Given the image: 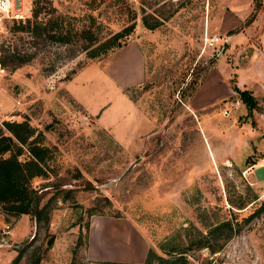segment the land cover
<instances>
[{"label": "rangeland", "instance_id": "1", "mask_svg": "<svg viewBox=\"0 0 264 264\" xmlns=\"http://www.w3.org/2000/svg\"><path fill=\"white\" fill-rule=\"evenodd\" d=\"M39 2V18L58 14L76 26L89 25L101 38L132 21L134 26L121 45L89 57L73 44L16 28L32 18V0H17L23 17L0 19V120L26 117L41 131L51 150L49 172L32 183L47 187L43 199L58 196L47 249L43 228L28 213L9 217L10 232L1 230L6 221H0V264H8L27 240L16 264H28L35 255L38 264H66L78 232L84 239L89 205L93 214L125 217L132 232L118 243L99 246L95 240L99 253H92L115 263L94 264H145L148 248L166 255L165 246H185L197 230L221 218L237 221L239 229L214 252L191 245L184 251L186 264H264V210L243 220L264 197V93L253 95L255 105L247 108L229 87L250 44L231 37L223 44L206 41L214 32L227 37L243 29L249 12L226 29L218 24L245 13V2ZM142 15L158 23L146 26ZM243 31L246 38L249 31ZM14 52L30 55L16 63L8 59ZM211 69L213 77L204 80ZM139 71L141 78L132 81ZM67 186L71 195L61 199L60 188ZM140 242L147 245L144 256ZM83 249L77 254L85 256Z\"/></svg>", "mask_w": 264, "mask_h": 264}, {"label": "trees", "instance_id": "2", "mask_svg": "<svg viewBox=\"0 0 264 264\" xmlns=\"http://www.w3.org/2000/svg\"><path fill=\"white\" fill-rule=\"evenodd\" d=\"M252 1V8L244 22H248L254 16L256 9L263 3V0ZM42 6L43 4L39 0H32V18H26L25 21L17 24L16 28L28 30L31 36L41 35L49 40L73 44L76 49L83 50L85 55L89 57L98 56L110 48L121 45L125 41L124 37L134 26L132 21L101 38L94 33L95 31L89 25L76 26L68 20L64 21L63 17L58 14L52 13L44 19L39 18L37 15ZM142 21L149 27L158 23L157 18L149 22L144 15H142ZM234 29L235 27L229 28L228 32ZM29 55L14 52L10 53L8 59L19 63ZM68 74L65 73L64 76L69 77ZM190 82H193V80H190ZM231 88L236 90L247 108L255 105V98L248 88L239 87L236 83H232ZM50 151V147L42 142L41 131L36 130L35 126L26 117L21 119L3 118L0 120V213L5 221L10 216L15 218L22 212L28 213L34 224L43 228L45 249L51 245L53 239V233L48 230V221L50 210L53 207L52 200L58 196L50 193L43 199L47 187L45 185L36 187L32 183V179L48 176ZM253 161L255 160L252 159L251 162ZM60 190H64V192L59 197L65 199L69 197L68 195H71L69 191L72 190V187H61ZM235 206L240 207L243 205L238 204ZM263 210L264 197L257 206L243 216V220H248ZM86 211L87 215H90L96 209L93 205H89ZM239 226L237 221H232L230 218H221L211 223L204 232L197 230V234L188 238L185 246L173 244L165 246L166 255L158 254L148 248L144 256V263L150 264L151 261L155 260L154 264H186L187 257L184 251L188 247L191 245L196 247L206 246L210 253L214 252L219 249L222 242L239 229ZM84 227V239L81 240V235L78 232L71 249L72 256L66 264H94L98 261L115 263L105 259H90L82 254H77L80 245L86 246L88 219L85 221ZM167 243H169V239L161 242L162 245ZM28 244L29 240L21 248H18L8 264H16ZM38 262L39 255H35L28 264H38Z\"/></svg>", "mask_w": 264, "mask_h": 264}, {"label": "crops", "instance_id": "3", "mask_svg": "<svg viewBox=\"0 0 264 264\" xmlns=\"http://www.w3.org/2000/svg\"><path fill=\"white\" fill-rule=\"evenodd\" d=\"M243 2H245L244 3L245 9L242 7L243 8L242 12L245 13H240V15L231 16V18L228 17L222 18V20H219V24H218L219 29H223V28L226 29L230 25L239 23L244 19L246 14L251 10L253 1L243 0ZM224 5L227 8L231 5V3L228 1H224ZM233 6L241 7L236 3ZM226 20H231L230 24H228ZM245 29H248L249 31V35H247L246 38L244 36L245 32L243 31ZM228 37L229 39L231 37L234 40L237 41L240 40V42L242 41V43L250 44V48L248 52L244 53L245 58H243V60L235 68L236 85L239 87L248 88L253 95H256L258 93H264V0L262 5L256 9L255 14L251 18V20L243 26V29H240L238 32H234L232 35L230 34L229 36H227V39ZM135 52L139 54L141 61L140 52H138L137 50H135ZM141 65H142V61H141ZM141 76H142V72L139 71L136 77L132 79V81L134 82L138 81L141 78ZM211 77H213L212 69L208 70V72L204 77V80L207 81V79H210ZM216 84H219V80L216 81ZM229 87L231 88L230 85ZM73 97L79 103H81L86 108H88L79 98L75 96ZM23 214L26 213L22 212L18 216H21ZM26 215L28 216V214ZM17 217H15L14 219H16ZM2 220H4V218L0 213V221ZM8 231L10 232L11 230ZM129 233L132 232H130L129 230V224L125 220V217L119 215L104 216L103 214L92 213L88 217L86 246L84 247L83 252L85 256L88 258L109 260L106 258H101L100 255L95 256L94 253H92V252H97V250L95 249L96 247L95 240H98L99 246L101 245V243L107 244L108 242L114 240L116 241V243H118L119 241H122L124 239H131L132 236H129ZM140 244H141L140 248L144 256L147 245H145V243L143 242H140ZM116 247L118 248V246Z\"/></svg>", "mask_w": 264, "mask_h": 264}, {"label": "built area", "instance_id": "4", "mask_svg": "<svg viewBox=\"0 0 264 264\" xmlns=\"http://www.w3.org/2000/svg\"><path fill=\"white\" fill-rule=\"evenodd\" d=\"M16 2H17V0H0V19L3 16L23 17V13H22L23 7L21 8V6H18ZM226 39H227V37L224 35L221 36V33L214 32L213 34H211L207 37L206 41L210 44H214L217 41L223 44V42L226 41ZM3 72H4V64L2 62V53L0 50V75ZM237 103H238V101L235 100L232 102V105L237 106ZM222 112L226 113V114L229 113V107L228 106L223 107ZM245 170H246V168H243L242 171L245 172ZM9 227L10 226H9L8 221L3 222L2 226H1V230L3 232H6L9 230Z\"/></svg>", "mask_w": 264, "mask_h": 264}, {"label": "water", "instance_id": "5", "mask_svg": "<svg viewBox=\"0 0 264 264\" xmlns=\"http://www.w3.org/2000/svg\"><path fill=\"white\" fill-rule=\"evenodd\" d=\"M137 158H138V156H137ZM136 158V159H137ZM136 159H134L133 161H131L129 164H128V166L127 167H129Z\"/></svg>", "mask_w": 264, "mask_h": 264}]
</instances>
